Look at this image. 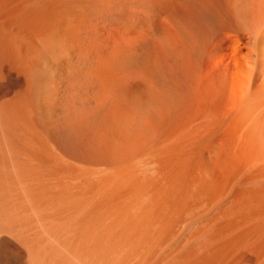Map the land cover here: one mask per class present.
<instances>
[{
    "label": "bare ground",
    "instance_id": "1",
    "mask_svg": "<svg viewBox=\"0 0 264 264\" xmlns=\"http://www.w3.org/2000/svg\"><path fill=\"white\" fill-rule=\"evenodd\" d=\"M0 264H264V0H0Z\"/></svg>",
    "mask_w": 264,
    "mask_h": 264
}]
</instances>
